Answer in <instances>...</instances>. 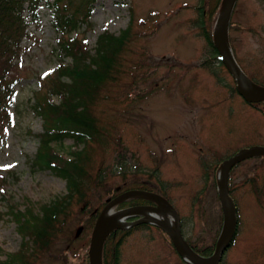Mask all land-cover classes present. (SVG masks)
I'll return each instance as SVG.
<instances>
[{
  "label": "rangeland",
  "instance_id": "rangeland-1",
  "mask_svg": "<svg viewBox=\"0 0 264 264\" xmlns=\"http://www.w3.org/2000/svg\"><path fill=\"white\" fill-rule=\"evenodd\" d=\"M92 6L91 26L77 36L91 55L100 34L119 36L131 25L123 56L125 72L119 74V86L113 90L119 98L112 100L109 95L94 107L110 137L120 138L127 153L121 156V149L110 141L106 150L92 156L89 171L93 176L101 172L105 186L88 191L84 203L72 200L62 237L38 264H88L95 221L91 224L87 213L99 214L109 197L126 192L123 187L133 175L148 181L154 170V187L177 210L183 237L198 245L205 238L207 243L216 242L222 213L211 185L213 175L241 148L264 146V104L249 106L236 93L230 94L231 77L215 60L218 56H210L196 28L198 7L209 16L217 0H97ZM50 13L42 3L38 21L28 27L29 37L21 43L22 68L14 74L19 83L9 109L11 123L0 136V261L21 245L15 224L4 215L6 199L21 209L38 206L39 210L66 194L63 180L31 167L37 135L42 133V121L31 110L32 99L43 91L40 83H46L43 78L60 61L53 52L57 36ZM227 31L231 52L244 74L264 79V0H236ZM207 60L210 69L203 66ZM132 74L137 75L132 79ZM54 147L64 159L71 158V140ZM257 159H246L230 172L229 190L239 227L220 264H264V159ZM203 162L210 168L206 182ZM253 183L261 191V205ZM203 186L205 192L199 193ZM130 201L122 208L132 207ZM137 202L134 206H150ZM120 251V264H184L165 233L151 225L129 234Z\"/></svg>",
  "mask_w": 264,
  "mask_h": 264
},
{
  "label": "trees",
  "instance_id": "trees-1",
  "mask_svg": "<svg viewBox=\"0 0 264 264\" xmlns=\"http://www.w3.org/2000/svg\"><path fill=\"white\" fill-rule=\"evenodd\" d=\"M95 2L97 0H0V136L5 126L11 122L9 108L13 103L15 87L19 83V78L14 74L22 68L18 60L22 52L20 46L22 41L29 37L28 27L38 21V10L44 3L51 10L52 26L57 36L53 52L60 61L53 73L43 78L46 83L44 85L40 83L43 91L34 95L32 99L31 110L42 121V133L37 135L38 148L31 167L49 171L66 184V194L61 200L41 205L39 210L38 206H25L21 209L17 203L6 199L8 205L4 215L15 224L21 237V245L16 252L8 254L5 260L0 261V264H38L43 258L50 256L54 242L59 236L62 237L63 229L71 218L69 207L72 200L84 203L88 191L95 189V186L101 188L105 186L99 170L100 175L97 173L95 176L89 171L92 156L97 151L106 150L110 141H114V145L121 149V156L127 153L120 138L110 137L107 132L109 128L96 116L94 107L100 100L107 101L109 95L112 100L119 98V95L114 96L113 90L119 86V74L125 72L122 69L126 66L123 56L126 43L132 34L131 25L119 36L108 32L100 34L91 55L84 40L77 36L90 28L92 5ZM221 5L222 0H217L219 8L217 10L216 7L209 16L204 7H198L195 21L196 28L201 31L200 35L204 38L212 58L218 55L212 44V31L216 10L219 11ZM66 59L68 63L64 62ZM215 60L222 67L216 57ZM210 63L207 60L203 66L209 65L210 69ZM210 74L216 77L215 71L211 70ZM136 75L132 74V79ZM248 77L256 85L264 86V79L259 81L255 77ZM220 82L218 79L217 83ZM230 94H235L234 87L231 88ZM53 97H57L58 102L55 103ZM65 140L72 141L70 159H64L54 147L61 145ZM263 159L264 157H258L257 160ZM207 165L209 164L203 162L205 182L208 180L206 172L210 169ZM122 176H125L124 170ZM123 178V182H127L126 177ZM148 178V181H141L135 174L123 188L127 189L126 191L143 190L158 193L151 180L155 178V170L149 173ZM0 182L3 181L0 179ZM211 185L215 190L216 173L213 175ZM204 187L199 193L205 192ZM252 189L257 203L261 205V191L255 183ZM215 194L217 195V191ZM160 195L168 200L165 193ZM137 201L150 203L143 199H132L130 205H136ZM124 204V202L119 204L118 208L121 209ZM97 216L95 210H90L89 215L87 213V220L89 217L92 224ZM135 219L134 217L130 220ZM144 227L148 225L141 224L130 230L112 232L103 246L101 258L103 264H120V249L125 238L133 231ZM236 231L235 236L238 229ZM68 240L70 241V238ZM186 241L193 251L205 257L211 255L215 244L214 239L210 244L206 238L200 245Z\"/></svg>",
  "mask_w": 264,
  "mask_h": 264
},
{
  "label": "water",
  "instance_id": "water-1",
  "mask_svg": "<svg viewBox=\"0 0 264 264\" xmlns=\"http://www.w3.org/2000/svg\"><path fill=\"white\" fill-rule=\"evenodd\" d=\"M236 0H223L221 11L217 17L212 43L216 49L220 63L231 76L237 94L248 104L264 102V87L252 83L236 63L228 44V25ZM242 78L248 82V90L242 85ZM264 156V146H253L236 152L225 160L217 173V193L222 211V227L215 242L211 256L202 257L195 253L182 236L178 213L164 197L141 190H130L107 199L106 204L92 227L88 248V264H103L102 251L106 238L116 230H127L140 224L154 225L167 235L172 245L187 264H218L230 247L237 229V214L234 200L229 195L228 179L233 166L252 157ZM133 198L147 199L152 206H136L115 210L117 205ZM139 217L134 222L127 219ZM78 229L76 236L80 233Z\"/></svg>",
  "mask_w": 264,
  "mask_h": 264
},
{
  "label": "bare ground",
  "instance_id": "bare-ground-1",
  "mask_svg": "<svg viewBox=\"0 0 264 264\" xmlns=\"http://www.w3.org/2000/svg\"><path fill=\"white\" fill-rule=\"evenodd\" d=\"M241 83H242L244 89H245V90H248V85H247L248 82H246V81L242 78V82H241Z\"/></svg>",
  "mask_w": 264,
  "mask_h": 264
}]
</instances>
